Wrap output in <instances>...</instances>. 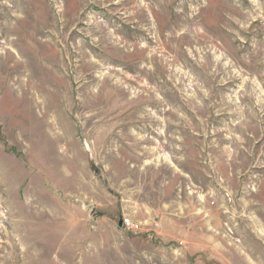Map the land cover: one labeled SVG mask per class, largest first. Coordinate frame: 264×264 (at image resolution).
I'll return each mask as SVG.
<instances>
[{"label": "rangeland", "instance_id": "rangeland-1", "mask_svg": "<svg viewBox=\"0 0 264 264\" xmlns=\"http://www.w3.org/2000/svg\"><path fill=\"white\" fill-rule=\"evenodd\" d=\"M0 264H264V0H0Z\"/></svg>", "mask_w": 264, "mask_h": 264}, {"label": "built area", "instance_id": "built-area-1", "mask_svg": "<svg viewBox=\"0 0 264 264\" xmlns=\"http://www.w3.org/2000/svg\"><path fill=\"white\" fill-rule=\"evenodd\" d=\"M121 224L126 229L136 230L139 227V223L135 222L131 218L123 217L121 218Z\"/></svg>", "mask_w": 264, "mask_h": 264}]
</instances>
